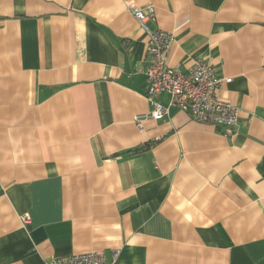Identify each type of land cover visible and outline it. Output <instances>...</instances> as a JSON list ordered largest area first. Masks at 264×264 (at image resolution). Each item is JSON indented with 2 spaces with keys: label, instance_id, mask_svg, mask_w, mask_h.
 Instances as JSON below:
<instances>
[{
  "label": "crops",
  "instance_id": "1",
  "mask_svg": "<svg viewBox=\"0 0 264 264\" xmlns=\"http://www.w3.org/2000/svg\"><path fill=\"white\" fill-rule=\"evenodd\" d=\"M129 3L172 35L168 67L231 79L233 135L149 118ZM88 252L264 264V0H0V264Z\"/></svg>",
  "mask_w": 264,
  "mask_h": 264
},
{
  "label": "built area",
  "instance_id": "2",
  "mask_svg": "<svg viewBox=\"0 0 264 264\" xmlns=\"http://www.w3.org/2000/svg\"><path fill=\"white\" fill-rule=\"evenodd\" d=\"M127 9L146 35V99L151 107L149 118L162 121L171 109L186 113L196 124L224 128L225 135H233L238 123L239 110L220 99L218 91L230 78L219 77L210 64L194 61L188 68H170L167 57L173 41L171 34L162 30L150 31L146 23L155 20L154 7L127 4ZM161 95L167 97L165 106L157 102ZM139 119V118H138ZM23 222L28 217L23 216ZM44 264H107L102 254L88 252L68 257L50 259Z\"/></svg>",
  "mask_w": 264,
  "mask_h": 264
},
{
  "label": "trees",
  "instance_id": "3",
  "mask_svg": "<svg viewBox=\"0 0 264 264\" xmlns=\"http://www.w3.org/2000/svg\"><path fill=\"white\" fill-rule=\"evenodd\" d=\"M138 150H140V149H137L136 152H137Z\"/></svg>",
  "mask_w": 264,
  "mask_h": 264
}]
</instances>
